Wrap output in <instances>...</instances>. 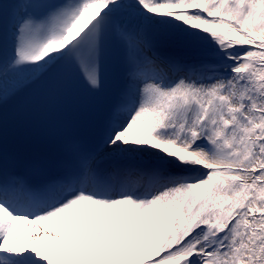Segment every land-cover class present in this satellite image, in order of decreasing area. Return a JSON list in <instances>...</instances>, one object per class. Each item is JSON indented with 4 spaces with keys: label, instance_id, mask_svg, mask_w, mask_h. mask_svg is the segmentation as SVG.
I'll list each match as a JSON object with an SVG mask.
<instances>
[{
    "label": "snow or ice",
    "instance_id": "snow-or-ice-1",
    "mask_svg": "<svg viewBox=\"0 0 264 264\" xmlns=\"http://www.w3.org/2000/svg\"><path fill=\"white\" fill-rule=\"evenodd\" d=\"M0 10V107L45 77L59 99L121 80L89 141L68 116L51 149L9 151L0 111V264H264V0Z\"/></svg>",
    "mask_w": 264,
    "mask_h": 264
},
{
    "label": "bare ground",
    "instance_id": "bare-ground-1",
    "mask_svg": "<svg viewBox=\"0 0 264 264\" xmlns=\"http://www.w3.org/2000/svg\"><path fill=\"white\" fill-rule=\"evenodd\" d=\"M23 0H0V3H3V4H7V5H11V4H14V3H17V2H22ZM9 19L11 22L12 21V17L11 15L9 14L8 15ZM12 28H10V31L8 32V39H7V42L6 44L3 46L4 47V50L5 52H7L6 54H11L12 52V49H13V41H14V37L12 35ZM166 51H176L174 49H166ZM182 54H186V55H192L191 52H183ZM11 79V77H10ZM122 163H126L125 161H120V160H106L104 161V164L106 166H112V165H117V164H122ZM24 227V224L23 222H17V229H22ZM47 239V238H46Z\"/></svg>",
    "mask_w": 264,
    "mask_h": 264
}]
</instances>
